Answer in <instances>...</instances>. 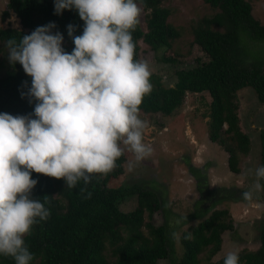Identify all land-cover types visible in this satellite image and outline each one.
Instances as JSON below:
<instances>
[{
    "label": "trees",
    "instance_id": "trees-1",
    "mask_svg": "<svg viewBox=\"0 0 264 264\" xmlns=\"http://www.w3.org/2000/svg\"><path fill=\"white\" fill-rule=\"evenodd\" d=\"M137 4L149 12L145 15L144 30L139 23L133 31L137 59L138 45L141 41L151 51L167 50L170 42L179 36L176 29L166 23L168 12L158 6V0H136ZM217 12L202 18L192 30L193 43L208 57V61L185 71L175 72L172 86L164 88L159 80L150 78L152 91L145 95L140 106L144 114L169 116L177 110L186 93H206L210 102L207 115V138L211 143L219 142L227 153L226 165L230 172L237 174V153L246 154L248 138L237 126L236 92L250 88L259 104H264V47L244 48L239 33L248 40L264 42V24L260 25L251 17V9L244 0H204ZM14 15L21 27L0 29V44L10 38L17 41L31 34L37 27L55 24L53 34L63 35L62 47L68 53L74 49L72 38L68 35V25L76 28L74 35H82L84 22L75 9L55 14L54 0H7L6 11ZM4 19V18H3ZM7 49V48H6ZM161 62H172L170 58L160 57ZM31 87V77L27 76L19 63L9 61L4 73L0 75V113L13 116L33 114L36 101L27 93ZM225 129L222 131V127ZM225 135L233 146L225 145L220 139ZM259 161L264 166V130L259 134ZM187 173L195 181L200 198L194 202L195 211L186 220L201 218L211 211L214 203L220 200L242 199L244 191L237 188L208 189L205 171L195 168L185 161ZM32 179L37 180L32 197L44 201L50 210L45 221L34 225L32 234L25 237V243L34 259L31 264H157L173 252L174 240L165 224L153 228L143 223V215L151 216L154 211L163 210V200L152 190H143L136 185L107 186V177L94 174L87 191L91 198L81 195L84 188L80 181L76 188L66 187L64 180L47 177L35 172ZM261 194L264 199V180ZM135 196L136 206L129 212H121L118 204ZM211 200V201H210ZM207 201V208L201 203ZM210 201V202H209ZM226 211L212 210L201 223L191 230V240H180L182 256L178 264H197V254L201 249H218L219 234L231 229ZM146 229V234L142 229ZM258 248L239 257V264H264V217L258 225ZM108 251V256L105 252ZM0 264H15L11 257L0 255ZM217 264H224V259Z\"/></svg>",
    "mask_w": 264,
    "mask_h": 264
},
{
    "label": "clouds",
    "instance_id": "clouds-1",
    "mask_svg": "<svg viewBox=\"0 0 264 264\" xmlns=\"http://www.w3.org/2000/svg\"><path fill=\"white\" fill-rule=\"evenodd\" d=\"M54 8L57 15L75 9L84 22L82 35L68 25L71 53L62 47L63 35L53 34L54 23L4 45L9 62L31 77L27 95L36 101L35 118L0 113V255L15 264H31L25 237L50 216L48 197H32L38 183L33 172L62 179L69 189L83 181L80 193L91 198L86 186L94 174H109L126 150L132 171L153 151L144 142L149 122L140 112L152 91V73L147 60L135 59L132 35L141 7L136 0H54ZM255 177L242 193L249 203L262 189L264 166ZM171 238L178 241L180 233L173 231ZM224 264H239L238 249L226 253Z\"/></svg>",
    "mask_w": 264,
    "mask_h": 264
},
{
    "label": "rangeland",
    "instance_id": "rangeland-1",
    "mask_svg": "<svg viewBox=\"0 0 264 264\" xmlns=\"http://www.w3.org/2000/svg\"><path fill=\"white\" fill-rule=\"evenodd\" d=\"M244 1L250 6L251 17L260 25L264 24V0ZM6 2L7 0H0V29L20 30L19 22L13 14L9 12L7 17H3ZM158 6L167 10L166 23L176 29L179 36L170 42V47L164 52V49L153 52L138 41L137 59L147 60L151 76L156 77L166 88L175 81V72L185 71L208 61V57L193 43L192 30L202 18L214 15L217 10L209 7L204 0H158ZM148 12L142 9L139 17L142 30ZM238 37L240 41H244V48L264 47L262 40L251 41L240 33ZM160 57L170 58L172 62L163 63L159 60ZM8 61L7 49L0 44V75L4 73ZM209 102L210 98L206 93H186L181 106L169 116L141 113V117L149 122L143 139L153 149L152 155L129 171V162L133 161V156L126 150L117 160L116 167L106 175L108 187L136 185L143 190H152L163 200L164 211H154L149 217L145 213L143 223L150 224L153 228L165 224L171 231L179 232L180 239L174 241L173 252L157 264H178L183 253L180 240L196 228L212 210L226 211V218L232 227L219 234L217 250L206 247L199 251L197 264H217L231 249H238L240 257L246 252L255 251L259 246L257 228L264 217L261 191L256 193L251 203L223 199L214 203L212 210L205 216L186 220L194 213L193 205L200 195L195 188V181L187 173L185 161L205 171L208 189L234 187L247 191L256 180L255 169L260 167L259 134L264 130V104L257 102L250 88L236 92L237 126L248 138L249 150L246 154L237 153L238 173L235 174L227 168L228 155L220 143H211L207 138ZM224 129L225 126L222 131ZM220 139L225 140V145L233 146L225 135L222 134ZM249 169L252 172L245 177L244 174ZM135 206L136 197L132 196L119 203L118 209L129 212ZM207 206V201L201 203L202 208ZM141 231L144 235L147 232L145 228ZM105 254L108 256V251Z\"/></svg>",
    "mask_w": 264,
    "mask_h": 264
}]
</instances>
